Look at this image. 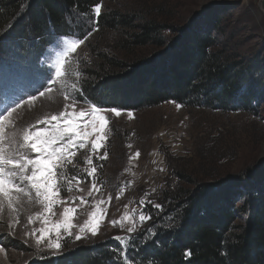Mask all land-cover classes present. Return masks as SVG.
Masks as SVG:
<instances>
[{
	"label": "rangeland",
	"instance_id": "1",
	"mask_svg": "<svg viewBox=\"0 0 264 264\" xmlns=\"http://www.w3.org/2000/svg\"><path fill=\"white\" fill-rule=\"evenodd\" d=\"M99 4L101 15L113 12L154 20L164 26L166 32L160 36L163 46L132 49L124 45L128 48L124 50V41H129L130 34L137 30L99 28L94 8L88 17L77 16V22L67 27L69 31L82 29L80 37L84 42L75 48L70 47L76 43L74 34L48 40L38 61V57L34 60L35 45L19 51L11 46V53L0 60V94L10 98L7 109L17 103L20 107L5 122V148L9 139L23 142V134L33 129L44 132L47 138L60 134L66 126L62 112L74 113L70 118L76 121L81 111H92L93 104L80 97V86L83 81H93L87 71L98 53H121L124 58V53H133L147 59L171 49L168 46L173 38L180 36V42L182 31L186 33L196 23L213 17L220 20L215 35L218 49L241 63L240 70L250 72L247 83L257 85L264 77V16L259 0H101ZM66 21L68 25L69 18ZM29 40L25 36V44ZM57 67L61 69L59 76ZM95 85L97 89L103 83ZM20 94L25 98L18 100ZM66 96L71 99L66 100ZM0 101L6 105L5 96H0ZM65 105L69 107L66 109ZM257 105L212 109L169 101L136 110L116 109L119 116L113 111L99 113L109 121L100 132L106 139L100 141L99 154L91 147L97 133L91 127L79 129L81 137H74L77 146L69 149L76 155L65 154L73 163L62 169V177H53L58 180L60 191L53 197L50 212L37 201L34 190H30V196L21 194L23 203L14 205L20 208L18 215L10 214L4 201L0 211V264L53 262L78 246L106 239L117 243L121 250L133 235H147L154 230L156 223L147 219L151 217L148 210L168 214L169 206L159 198L164 193L176 188L195 191L218 181L230 182L251 168L256 169L249 177L262 174L264 101ZM53 115L57 120L51 119ZM84 131L91 134L84 138ZM80 143L83 148L78 147ZM25 151L33 157L39 155L30 149ZM104 152L106 158L100 159ZM58 171L61 169H54ZM22 183L30 188L27 181ZM65 208L74 209L67 218ZM141 214L146 217L144 221L140 220ZM93 227L96 235H92ZM129 227L135 228L133 233L127 231ZM77 236L81 238L77 240ZM8 240L18 242L28 252L4 248L3 243ZM37 240H41L40 244ZM56 244L60 247L56 248Z\"/></svg>",
	"mask_w": 264,
	"mask_h": 264
},
{
	"label": "trees",
	"instance_id": "2",
	"mask_svg": "<svg viewBox=\"0 0 264 264\" xmlns=\"http://www.w3.org/2000/svg\"><path fill=\"white\" fill-rule=\"evenodd\" d=\"M100 2L0 0V60L11 53V46L19 51L30 45L36 46V60L48 40L82 34L81 28L69 31L67 27L77 22V16L88 17ZM97 20L99 28L137 30L130 34L129 41H124V50L128 49L124 45L132 49L163 46L160 36L166 29L154 20L113 12L102 14ZM219 29L220 20L214 17L196 23L186 33L182 31L180 42V36L171 40V49L147 59L133 53H124L125 58L121 53H98L87 71L93 81L82 82L80 97L123 111L169 101L212 109L257 107L264 101V77L257 85L247 83L250 72L240 70L241 63L218 49L215 35ZM25 36L30 37L27 44ZM99 83L103 85L96 89L95 84ZM255 169L246 170L230 182L218 181L195 191L176 188L164 193L159 198L169 206L168 214L148 210L152 223H156L154 230L147 235H133L121 250L117 243L106 239L78 246L53 262L40 263L264 264V172L249 177ZM3 247L28 252L12 240L3 243Z\"/></svg>",
	"mask_w": 264,
	"mask_h": 264
},
{
	"label": "snow or ice",
	"instance_id": "3",
	"mask_svg": "<svg viewBox=\"0 0 264 264\" xmlns=\"http://www.w3.org/2000/svg\"><path fill=\"white\" fill-rule=\"evenodd\" d=\"M94 11L97 17L101 15V6L97 3L94 6ZM98 24L99 21L97 20ZM98 29H93V31ZM76 35V43L72 44L70 47L75 48L77 44L83 43V39L78 33H72ZM91 33L89 32L88 35ZM59 63V62H58ZM61 74L60 67L56 68V75ZM47 79H51V76H48ZM51 87V86H49ZM242 91L245 89L242 88ZM40 95H43V92H40ZM66 100L71 99L70 97H65ZM76 101L73 100V104ZM20 107L19 103L13 108L6 109L5 113H0V211L4 208V201H7V208L10 210V214L15 213L19 214L20 208L18 204H22L23 201L20 199L21 194L24 196H30V190L35 191L36 199L41 203L46 212L51 211V205L54 203L53 197L60 191L58 187V180L53 179L54 176L62 177L64 175L62 169L66 164H72V160L66 159L65 154L75 156V151H69V149L76 147L75 138L81 137V132L79 129H86L91 127L96 133L97 138L94 139L91 143L93 150L97 151L101 149L102 140L106 139V136L100 135V132L103 131L105 125L109 122L108 118L103 115H99L101 112L113 111L117 116L120 115L119 110L116 109H107L101 104L93 102L92 111L79 113L78 119L73 121L70 117L74 113H68L67 111L60 113V116L65 121V128L63 131L55 136L50 138L46 137L44 132L33 129L31 133L25 132L23 134V142H15L12 139L7 141L8 147L3 146V136L5 132V122L9 121L12 114L16 111V108ZM69 106L65 105L67 109ZM129 113V117H131ZM53 121L57 120V116L53 115L51 117ZM97 121L99 125H97ZM67 133H72L74 135H65ZM91 133L84 131L83 137L87 138ZM78 147L83 148L84 144L80 143ZM31 150V153H38V156L33 157L25 150ZM137 156L139 153L136 154ZM107 156V152H104L99 158L104 159ZM91 157L89 158V162ZM54 169H61V171L54 172ZM95 171V168L93 169ZM20 181V183H17ZM23 181H27L30 188H26L23 185ZM160 207V205H156ZM74 209L65 208L64 216L68 217L69 213H72ZM146 219L144 214H141L140 220L144 221ZM151 219V217H147ZM32 222V218L29 217L28 223ZM47 223V221H45ZM115 223V222H114ZM83 230V229H82ZM135 230L134 227H129L127 231L133 233ZM92 235H96V228L91 229ZM43 237H41L42 239ZM81 237L77 236L76 239L79 240ZM116 239H121L117 237ZM41 240H37L36 243L40 244ZM56 248H59L60 245L56 244ZM123 254V253H122ZM190 255V253H186ZM131 260V257H129ZM132 264H135L132 261Z\"/></svg>",
	"mask_w": 264,
	"mask_h": 264
},
{
	"label": "water",
	"instance_id": "4",
	"mask_svg": "<svg viewBox=\"0 0 264 264\" xmlns=\"http://www.w3.org/2000/svg\"><path fill=\"white\" fill-rule=\"evenodd\" d=\"M259 4H260V9H261V12L264 16V0H259ZM223 185V184H222ZM221 186V185H220Z\"/></svg>",
	"mask_w": 264,
	"mask_h": 264
}]
</instances>
